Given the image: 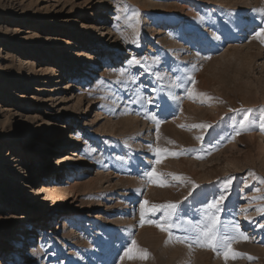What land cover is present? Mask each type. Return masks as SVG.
<instances>
[{
    "label": "rangeland",
    "instance_id": "1",
    "mask_svg": "<svg viewBox=\"0 0 264 264\" xmlns=\"http://www.w3.org/2000/svg\"><path fill=\"white\" fill-rule=\"evenodd\" d=\"M108 10H118L109 20L118 34L106 38L98 14ZM262 30L264 0H0V129L9 135H0V237L9 241L0 264H264ZM251 37H260L253 48ZM24 79L38 88H20ZM51 118L57 133L43 131ZM232 122L249 125L241 135L255 143L238 144ZM64 134L69 145L54 155ZM39 158L54 168L30 184ZM44 183L45 199L35 198ZM40 202L42 221L24 222ZM169 203L177 208L151 210ZM209 216L242 254L225 259L220 240L202 246Z\"/></svg>",
    "mask_w": 264,
    "mask_h": 264
},
{
    "label": "bare ground",
    "instance_id": "2",
    "mask_svg": "<svg viewBox=\"0 0 264 264\" xmlns=\"http://www.w3.org/2000/svg\"><path fill=\"white\" fill-rule=\"evenodd\" d=\"M242 1V0H241ZM245 2H246V0H245ZM257 2H258V0H257ZM242 3H244V2H242ZM246 4V3H245ZM241 6H244V5H242L241 4ZM240 6V7H241ZM126 8H127V6H126ZM238 8V7H237ZM245 8H247V7H245ZM92 12H93V10H91ZM118 12V10L117 11H111L110 13H109V10L108 11H103V12H101V13H99L98 14V17H100L101 19H105V18H108V20L107 21H102V22H100L99 23V25H101V28H100V31H101V34H107V36H106V38L109 36V34H110V31H112V32H114V34L115 35H117L118 34V31L114 28V27H111V26H109V23L111 22V21H109V20H111V18H112V15L114 14V13H117ZM237 12H239V11H237ZM78 13L80 14V17H87V14H85V12H84V10H82L81 8H79L78 9ZM92 15L94 16L95 15V13L93 12L92 13ZM12 18H14L15 19V21L14 22H16V21H19V19H21L22 18V16H18V15H14ZM250 18V17H249ZM18 19V20H17ZM24 21H27V20H24ZM23 21V22H24ZM174 21V20H173ZM172 20H170V19H165L164 21H163V24H166V25H175L174 24V22H173ZM146 23H147V20H146ZM39 24V23H38ZM149 24V23H148ZM219 24V23H218ZM238 24V23H237ZM246 28H250V31H252L253 29H254V21H253V19L251 18L250 20H248V21H246ZM85 25V24H84ZM86 28H88L89 26L87 25V26H85ZM264 35V34H263ZM261 36V35H260ZM4 37H6L7 38V34H4ZM262 37V36H261ZM257 38V37H256ZM255 37H251V39H250V44H249V46L251 47V48H253L255 45H257V42L255 43L253 40L254 39H256ZM260 38V37H259ZM259 38H257V39H259ZM258 41V40H257ZM262 43V41L259 39V42L258 43ZM84 45H87V43H85ZM260 46H261V44H260ZM259 46V47H260ZM250 48V49H251ZM263 48V47H262ZM1 49V48H0ZM249 49V48H248ZM97 52H99V53H102V51H103V49H99V50H96ZM117 51H120L121 53L120 54H118L117 55V57H119L121 54H122V52H124L125 50H124V45L122 44L121 46H120V48H119V50H117ZM116 51V52H117ZM33 53L35 54V55H33ZM33 55V56H35V57H38L39 56V51H36V52H30V55ZM31 55V56H32ZM81 56H82V62H84V60L86 59V57H89V59L91 60V63H90V66L92 65V67L93 68H97L98 66H99V57H92L91 55H87L86 56V54L84 53V52H81V54H80ZM113 55H115V54H113ZM260 55H261V53H260ZM262 55H263V53H262ZM60 57H61V55H60ZM103 57V56H102ZM30 61V60H29ZM29 61H26L25 63L27 64V63H29ZM88 63V62H87ZM86 63V64H87ZM25 64V65H26ZM33 64V63H32ZM23 65H24V63H23ZM48 67V66H47ZM46 67V69L45 70H43L42 71V73H44V75H45V73L46 72H48L47 70H51L52 69V64L49 66V68H47ZM31 68L32 67H30L29 66V68H28V71L29 70H31ZM61 68H63L64 70H66V69H72V68H70V65L69 64H67V63H61L60 64V69ZM43 69V68H42ZM54 70V69H53ZM75 70H77L80 74L79 75H83V73H84V70L83 69H78V68H75ZM88 70H89V68H88ZM87 70V71H88ZM32 71V70H31ZM52 72V71H51ZM49 73V72H48ZM53 73V72H52ZM93 74H95V71H93V72H91V74L88 76V77H91ZM47 75V74H46ZM56 75V74H55ZM65 76H67V75H65ZM74 77L75 76H71V79L70 80H74ZM66 78V77H65ZM29 87H31V89L32 90H36L38 87H37V84L35 85V84H28V80L27 79H24L21 83H20V88H29ZM17 95V94H16ZM21 93H18V95H17V97L16 98H19V99H21ZM28 96V95H27ZM246 104H248L247 102H245ZM229 107H234V108H238L239 107V103H238V101L235 99V100H233V101H230L229 102ZM210 118V117H209ZM212 118V117H211ZM71 120V119H70ZM24 122H25V118L22 116L21 117V119H20V127H22L21 125L22 124H24ZM75 122V121H74ZM74 122L73 121H70V123L71 124H69V126L68 127H66V129L67 130H71V128H73V129H75L76 127H75V125H73L74 124ZM57 124L58 123H56V121L54 120V118H51L50 120H49V128L48 129H43V131L45 132V133H48L50 130H52V132H56L57 133V130L59 129V126L57 127ZM68 124V123H67ZM19 127V126H18ZM230 132H231V136H235L236 137V139H237V143L239 144V143H246V142H249L250 144H254L255 143V141H256V135L253 133L252 134V137H251V139L250 140H247V138L245 139V141L243 140V136L241 135V133L244 131V129L245 128H249V125H245V123H243V124H241L240 126L238 125V124H235V123H231L230 124ZM251 127H253L252 125H251ZM1 128H2V131H1V129H0V135H6V136H9V135H7L6 134V130H5V128H4V125H1ZM246 130V129H245ZM59 131V130H58ZM30 132V130H28V131H24V132H21V134H23V133H29ZM20 134V135H21ZM67 135H62V136H59L58 138H56V140H57V143H58V150H56V151H54L53 152V154L54 155H56V154H60L61 152H63V150H60V149H62V146L63 145H69V143H68V141H69V138H67L66 137ZM46 139H44L43 141H42V143L40 144V146L38 147L39 149H41L42 148V150H44V151H47V144H46V141H47V137H45ZM79 140H81L80 138H78ZM24 140V142L25 143H27L28 142V140L26 139V138H24L23 139ZM27 154H29L28 152H27ZM39 161H41V160H46L44 163H43V165H42V168L38 171V172H35L34 173V177H35V174H36V176L37 177H35V179H33L31 182H30V184H32L33 183V181H36V182H38V179L40 180V181H42V182H45L46 180H48L47 178H48V176H50L49 175V173H46V172H43V171H45V170H53V168L54 167H52V166H50L49 165V163L47 162V159H41V158H39L38 159ZM22 162L21 160H19V158H16L15 159V162ZM53 160H52V158L50 159V162H52ZM78 164H79V166H78V168L79 167H84L85 165H86V160H85V155L84 154H82L81 155V157L79 158V160H78ZM56 168H57V166H56ZM38 178V179H37ZM43 178H45V179H43ZM50 181V180H49ZM140 181V180H139ZM46 183V182H45ZM43 184V185H40L39 187H38V192H37V196L35 197V198H38V199H45V198H43V196H44V191H49V187H48V185H46V184ZM28 187H30V185H28ZM50 193H52V192H50ZM26 194H28V191L26 192ZM3 198H7V196H6V194H3ZM34 198V199H35ZM19 203H17L16 205H13L14 204V202L13 203H10V204H12L13 206H15L16 208H18L19 209V206L21 205V197L19 198ZM31 205V204H30ZM37 205V209L35 210V211H33L32 212V214H28V215H22V217H21V219L23 220V218L24 219H26V221H24V222H34V223H39L40 221H42V217H41V215H42V213H43V211H40V209H43V205L41 204V202L40 203H37L36 204ZM132 207V206H131ZM130 207V208H131ZM129 208V209H130ZM132 208H134V207H132ZM23 216H25V217H23ZM124 220V219H123ZM122 220V222H124V221H126V220H124L123 221ZM243 221H244V223H247L248 221L246 220V219H243ZM254 223V222H253ZM125 225H126V223H124ZM128 224V223H127ZM256 225V224H255ZM11 229V228H10ZM26 234V232H23V228H19V231H18V234H17V236H15V237H13L14 238V240L15 241H22V238L24 237V235ZM34 235V228L33 229H31V230H29V232H28V235H27V237L29 238L30 237V240L32 239V236ZM123 237H124V235H123ZM250 240V239H249ZM249 242V241H248ZM247 242V243H248ZM9 243V241H8V239H7V236H2V237H0V249H2L4 246H6L7 244ZM237 245V244H236ZM248 245V244H247ZM119 246V245H118ZM246 246V245H245ZM248 246H246V248H247ZM245 247H243L242 246V244L241 245H237L236 246V248H233V249H231V250H229V251H227V255H224V258L226 259H228V258H231V256H233L232 255V253H239V254H242L245 250ZM244 250V251H243ZM254 250V249H253ZM1 253V252H0ZM210 255V254H209ZM234 257V256H233ZM232 257V258H233ZM204 260V259H203ZM206 261H207V259H206ZM205 262V261H204Z\"/></svg>",
    "mask_w": 264,
    "mask_h": 264
},
{
    "label": "snow or ice",
    "instance_id": "3",
    "mask_svg": "<svg viewBox=\"0 0 264 264\" xmlns=\"http://www.w3.org/2000/svg\"><path fill=\"white\" fill-rule=\"evenodd\" d=\"M138 15V13H137ZM262 32H264V30H262ZM217 39H219V37H216ZM262 42H264V40H262ZM134 63H139V61H133ZM251 110H249L250 112ZM152 119H156L155 117H152ZM245 120L248 119V116L246 115L244 117ZM195 127H210V125H195ZM261 130H264V125H262ZM154 171V170H153ZM149 175H151V173H149ZM175 179H181L180 177H175ZM228 183H231V180H228ZM225 199V197L222 195L220 196V198L218 200H214L211 204V208H216L218 204H220L223 200ZM145 204H147V201L144 202ZM161 208L164 209H176L177 205L174 203H169L166 205H153L152 206V211H157ZM259 211L264 212V209H259ZM143 215H144V211H143V206H142V210H141V223L143 224ZM209 220V224H207L203 229H201V233L200 235L202 236V238L205 241V244L202 246H208V247H212L213 249L217 246V241L220 240V238L217 236V225L220 223L218 217L216 216H209L208 217ZM243 239H248L247 236H243V234H241ZM133 247H135L136 242L132 241ZM220 246L225 247L226 249L231 248V242L230 240L225 237L223 240H220ZM132 253V249H128V251L125 253L126 256H128L129 259H132L133 256L131 255ZM227 255V253H226ZM233 256H238L240 255L239 253H232ZM141 258H147V253L145 251L144 255ZM251 258V257H249Z\"/></svg>",
    "mask_w": 264,
    "mask_h": 264
}]
</instances>
